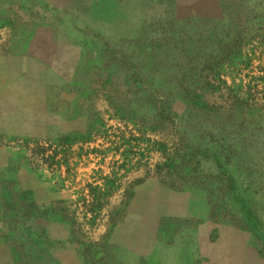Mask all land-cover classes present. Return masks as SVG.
<instances>
[{
  "label": "rangeland",
  "instance_id": "obj_1",
  "mask_svg": "<svg viewBox=\"0 0 264 264\" xmlns=\"http://www.w3.org/2000/svg\"><path fill=\"white\" fill-rule=\"evenodd\" d=\"M0 264H264V0H0Z\"/></svg>",
  "mask_w": 264,
  "mask_h": 264
}]
</instances>
